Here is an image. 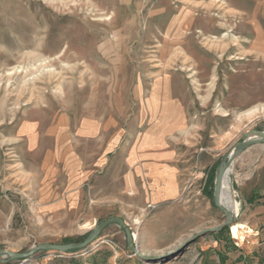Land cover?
Here are the masks:
<instances>
[{"label":"rangeland","instance_id":"rangeland-1","mask_svg":"<svg viewBox=\"0 0 264 264\" xmlns=\"http://www.w3.org/2000/svg\"><path fill=\"white\" fill-rule=\"evenodd\" d=\"M165 97L184 117L177 198L153 203L131 183L106 190L107 169L77 196L55 188L45 199L44 131L57 126L70 147L80 132L88 150L113 140L117 152L158 125ZM262 107L264 0H0V250L81 243L110 218L135 246L111 224L85 249L0 264H264V146L227 175L234 222L211 231L225 221L213 201L218 166L246 132H264ZM253 108L250 121L239 118ZM113 160L119 173L125 162ZM233 225L249 231L243 243Z\"/></svg>","mask_w":264,"mask_h":264},{"label":"crops","instance_id":"crops-1","mask_svg":"<svg viewBox=\"0 0 264 264\" xmlns=\"http://www.w3.org/2000/svg\"><path fill=\"white\" fill-rule=\"evenodd\" d=\"M160 100L159 108L162 111L159 113L161 117H157L159 119L158 125L148 129L133 147L121 148L117 152H115L117 144L113 140L109 144V141H105L103 146H99L97 150H88L86 147H81V142H85L81 140L85 138L81 139L80 132L77 135L79 138L77 139L78 145L70 147L66 142L64 143L56 137L57 126L50 129L51 136L44 131V139L46 140L43 139L42 144H39L43 148L39 169L41 172L40 186L42 191L47 194L45 199L50 200V190L55 188L57 190L65 188L66 195L77 196L86 180L91 181L90 178L93 174H98V172L100 174L104 170L106 172L107 169L112 176L110 175L108 184L105 185L104 183L106 190H108L107 186H110L116 190H113L115 193H124L131 183L138 194H144V190L149 191L148 200L153 203H163L177 198L184 171L183 163L186 162L185 160L182 161V155H180L179 149H176L179 141H177V137L182 133L184 117L181 116L179 108L170 110V107L166 105L168 102L166 97L160 98ZM152 110L154 109L151 108ZM151 111L148 110L147 114ZM168 117L171 125L166 127L164 124ZM81 133L85 135L84 132ZM107 134L108 132L100 130L98 136H106ZM169 136L170 138L174 137L172 138L173 141H166ZM29 141V147L39 146L32 144V140ZM260 146L264 145L253 147ZM240 155L232 163L228 173L230 177L233 175V170L237 165L236 161ZM114 156L120 157V161L125 162L120 163L121 170L119 173H114L113 164L116 163L113 160ZM256 180L257 176H252L250 185L257 183ZM42 200L44 199L42 198ZM52 203H58V200Z\"/></svg>","mask_w":264,"mask_h":264},{"label":"water","instance_id":"water-1","mask_svg":"<svg viewBox=\"0 0 264 264\" xmlns=\"http://www.w3.org/2000/svg\"><path fill=\"white\" fill-rule=\"evenodd\" d=\"M259 145H264V132H260L257 129L250 130L246 132L244 134L243 139L241 141L236 142L234 146L222 158L221 163L219 164L216 172L213 201L215 207H217L223 213L225 221L220 226L211 229V231H220L224 227L229 226L231 223L234 222V211H232V208L229 207V205L223 202L222 194L224 191V184L226 183L227 175L229 173L233 161L247 149ZM111 224L118 225L124 231L126 236L127 247L131 252H134V238L128 226L119 218H110L106 221L97 224L90 232L87 239L81 243H71L64 245L41 244L25 253H13L5 250H0V258L7 257L9 260L22 259L26 261L27 258L40 251H50L63 254L71 251L82 250L87 248L94 241H96L101 231Z\"/></svg>","mask_w":264,"mask_h":264},{"label":"bare ground","instance_id":"bare-ground-1","mask_svg":"<svg viewBox=\"0 0 264 264\" xmlns=\"http://www.w3.org/2000/svg\"><path fill=\"white\" fill-rule=\"evenodd\" d=\"M174 51L176 52V50H174ZM260 109L262 110V113H264V107H262ZM260 109L259 108L249 109V110L245 111L244 113H242L239 118L242 117V118L247 119V120L250 121L255 114L260 112ZM222 198H223V201L227 205H229V207H231L232 211H234V213H235V202H234V200L232 199V197L229 194V191H228L226 183L224 184V191H223V194H222ZM238 229H240V228H238L237 225H233L230 228L231 235H232L233 238H235L238 241V243H243L245 241V239H246V236L249 234V231L238 232Z\"/></svg>","mask_w":264,"mask_h":264}]
</instances>
